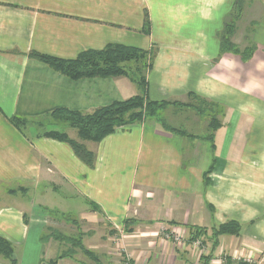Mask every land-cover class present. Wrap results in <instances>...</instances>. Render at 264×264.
<instances>
[{
  "label": "crops",
  "instance_id": "crops-1",
  "mask_svg": "<svg viewBox=\"0 0 264 264\" xmlns=\"http://www.w3.org/2000/svg\"><path fill=\"white\" fill-rule=\"evenodd\" d=\"M241 1L0 0V236L21 249L17 264H264V0ZM239 9L231 42L253 48L248 61L221 53ZM111 44L151 53L147 97L171 103L159 118L178 132L147 118L82 142L91 168L45 136L61 130L12 124L138 95L128 77L72 80L31 56L74 60ZM63 132L80 142L74 128ZM63 222L77 249L59 254L45 230ZM230 222L240 235L215 245L212 229ZM198 229L207 232L193 239Z\"/></svg>",
  "mask_w": 264,
  "mask_h": 264
},
{
  "label": "trees",
  "instance_id": "trees-1",
  "mask_svg": "<svg viewBox=\"0 0 264 264\" xmlns=\"http://www.w3.org/2000/svg\"><path fill=\"white\" fill-rule=\"evenodd\" d=\"M241 0H237V6L242 5ZM241 9L232 17V22L227 23L225 31L221 38V53H233L240 56L244 61H248L253 56V48L241 49L231 42V37L236 31V22L241 17ZM146 34L151 33V22L148 13L145 15L144 29ZM31 56L41 62L48 64L55 71H58L72 80L83 78H108V77H128L135 82L140 93L125 101H116L108 106L101 107L91 114H83L68 109H59L54 112L58 120H64L76 129L79 138L84 142L100 143L106 137L114 134L119 128H123L147 118H156L163 126L170 129L169 126L160 119L163 109L168 107L170 102H154L147 97V79L146 74L152 67V56L150 52L124 45L111 44L103 50L86 51L74 60H60L47 55L32 53ZM202 103H204L201 100ZM11 122L18 128L25 124L26 120L12 118ZM218 126V125H217ZM217 126L213 127L216 129ZM172 132H178L172 130ZM46 137L66 142L73 148L75 154L89 167L95 165V154L89 151L87 147L80 142L71 139L66 133L51 131L45 134ZM213 141V134L208 138ZM194 231V234L195 235ZM207 230L198 229L195 237L204 235ZM241 226L230 222L212 229V236L217 243V239L222 235L239 236ZM82 235V233H81ZM60 239L65 238L62 235ZM70 239V238H65ZM74 242L80 246V249L87 255H91L81 246V240L73 238ZM214 245V246H215ZM0 256L9 260L11 264H17L18 259L15 256L13 245L4 237L0 236ZM63 256H59L53 263L56 264Z\"/></svg>",
  "mask_w": 264,
  "mask_h": 264
},
{
  "label": "rangeland",
  "instance_id": "rangeland-1",
  "mask_svg": "<svg viewBox=\"0 0 264 264\" xmlns=\"http://www.w3.org/2000/svg\"><path fill=\"white\" fill-rule=\"evenodd\" d=\"M248 28V27H247ZM30 124H34V125H36V126H40V127H44V126H46L47 127V125L48 124H50L51 126V129H53V130H55V129H59V130H61V133H65V132H63L67 127H70V128H72L70 125H69V123H67V122H65L64 120H58L57 118L56 119H50V118H45V117H43V118H38V119H35V120H32V121H26L25 122V124L23 125V126H27V125H30ZM49 126V125H48ZM46 130H50L49 128H46ZM76 130V129H75ZM68 135V134H67ZM69 136V135H68ZM79 141H80V143L81 144H83L84 145V143H82L83 141L79 138ZM85 142V141H84ZM87 142V141H86ZM2 202H4L3 201V198L2 199H0V204L2 203ZM51 214H49V216L51 217V218H54V219H58V220H62V218L63 217H65V214H63V215H58V214H56V213H53V212H50ZM76 217H78V214H74V213H71V214H69L68 215V218H70V219H77ZM62 226H63V228H56V229H49V230H45V234H46V237H45V235H43L44 237H45V239H47V238H49V236H53V237H55L56 239H57V242H58V245H57V247L55 248L56 250H58V249H60L61 247H62V249H60L59 250V254H61L62 252H63V254H65L68 250L69 251H72V250H75V249H77L76 248V246H70V243H68V242H66V240H65V238H62V240L60 241V238H59V236L60 235H62V237L63 236H72L73 235V233H75V229L76 228H73V227H71V228H69V226L68 227H66V223H64L63 222V224H62ZM37 229H39V227H37ZM35 232H36V230H35V228L32 230V233H31V236H30V238L31 239H35ZM61 232V233H60ZM75 234H77V233H75ZM74 238H76V237H74ZM56 241V240H55ZM35 247L36 246H34V245H32V244H30L29 246H28V253H27V255H26V257H25V260H32V258H33V254H31L32 253V251H34L35 252ZM15 256H16V258L19 260L20 259V257H21V249L20 248H17L16 250H15ZM87 256V258H90L91 259V255L89 256V255H87V254H83L82 255V257L83 258H85ZM3 257H1L0 256V259H2ZM5 261H7L9 264H11L10 263V261L9 260H7V259H5V258H3ZM19 262V261H18ZM45 263V262H44ZM43 263V264H44ZM28 264V263H27Z\"/></svg>",
  "mask_w": 264,
  "mask_h": 264
},
{
  "label": "built area",
  "instance_id": "built-area-1",
  "mask_svg": "<svg viewBox=\"0 0 264 264\" xmlns=\"http://www.w3.org/2000/svg\"><path fill=\"white\" fill-rule=\"evenodd\" d=\"M174 236H175V240H176L177 242L181 241L180 233H178V232H174Z\"/></svg>",
  "mask_w": 264,
  "mask_h": 264
}]
</instances>
